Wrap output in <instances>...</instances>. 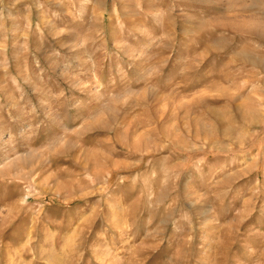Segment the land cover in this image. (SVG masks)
I'll return each instance as SVG.
<instances>
[{"label": "rangeland", "instance_id": "rangeland-1", "mask_svg": "<svg viewBox=\"0 0 264 264\" xmlns=\"http://www.w3.org/2000/svg\"><path fill=\"white\" fill-rule=\"evenodd\" d=\"M0 264H264V0H0Z\"/></svg>", "mask_w": 264, "mask_h": 264}]
</instances>
